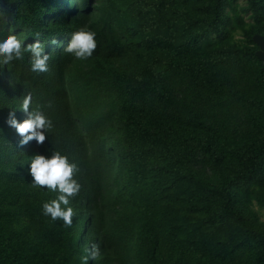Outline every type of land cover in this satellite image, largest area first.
Here are the masks:
<instances>
[{
    "label": "rangeland",
    "instance_id": "rangeland-1",
    "mask_svg": "<svg viewBox=\"0 0 264 264\" xmlns=\"http://www.w3.org/2000/svg\"><path fill=\"white\" fill-rule=\"evenodd\" d=\"M156 2L87 0L85 8L78 0L60 2L61 19L71 23L76 14L80 28L94 31L97 41L89 59L77 60L63 51L61 75L54 65L43 74L42 105L50 102L44 110L52 122L59 109L68 107L88 151L102 145L99 200L89 209L73 207L77 215L71 227L42 213V204L56 193L32 187L28 165L32 156L41 154L39 145L31 141L20 147V137L5 122L9 111L15 112L18 121L26 118L20 110L23 96L19 90L28 80L14 76L9 65H0V238L10 235L32 264L74 259L76 248L93 243L100 245L101 255L89 264H253L247 247H238L221 259V245L213 244L212 235L200 233L197 223L202 187L215 186L220 172L232 171L236 147L255 133L247 114V108L254 107L245 94L250 86L248 71L232 59V53L245 44L244 30L264 27V0H225L222 32H209L196 48L174 51L181 68L169 73L166 83L177 103H190L212 127L224 158L216 169L194 149L184 176H177L172 191L164 189L165 195L153 200L141 190L134 165L125 155L113 83L100 64L135 70L148 57L173 52L145 51L141 39L157 34L182 39V14H197L201 0H169L161 8ZM10 34L22 39L9 12L0 5V42ZM233 203L264 231V179L246 190H235ZM152 238L156 239L154 246Z\"/></svg>",
    "mask_w": 264,
    "mask_h": 264
},
{
    "label": "trees",
    "instance_id": "trees-1",
    "mask_svg": "<svg viewBox=\"0 0 264 264\" xmlns=\"http://www.w3.org/2000/svg\"><path fill=\"white\" fill-rule=\"evenodd\" d=\"M78 1L81 6L86 7L87 0ZM168 1L157 0L156 3L161 8ZM60 2L61 0H0V5L9 12L14 27L20 30L24 46L39 39L45 53L50 55L48 66H56L59 76L63 50L70 41L71 34L80 29L76 14L71 23L61 19ZM224 3L225 0H201L197 14H182V39H170L160 34L141 39L145 51H158V48L173 51L167 56L148 57L135 70H119L100 64L113 83L114 105L125 155L134 165V178L142 184L141 190L153 200L164 196V189L172 191L173 183L179 179L177 176H184L194 149H199L216 169L224 158L223 151L216 145L212 127L203 122L197 109L190 103H177L166 83L168 74L178 72L181 68L179 60L173 55L174 51L196 48L209 32H222L225 21L222 10ZM254 32L264 34V27L244 30L245 44L241 49L233 50L232 59L248 71L250 86L245 94L254 107H248L247 114L255 133L236 147L237 159L232 171L220 172L215 186L202 187L203 206L197 226L200 233L212 235L213 244L221 245V259L238 247H247L253 264H264V231L255 227L252 218L242 213L233 203L235 190H246L264 179V63L254 54L256 45L251 40ZM29 61L30 55L25 53L24 59L13 61L9 64V69L18 79L27 78V85L19 93L23 98L25 94L31 93V106L35 108L37 104L43 103L44 72L31 71ZM189 72H192L191 68ZM39 149L45 156L59 150L70 162L78 165L80 171L76 179L81 189L70 206L82 210L94 207L102 191L98 166L102 157V145L88 151L82 131L75 125L68 107L59 109L53 121V130L48 134L46 142L39 145ZM170 233L173 235L172 230ZM155 242L156 239L152 238L151 246ZM86 247L87 244L76 248L74 259L65 257L59 264H81V256L85 254ZM0 264L32 263L23 257L21 247L7 234L0 238Z\"/></svg>",
    "mask_w": 264,
    "mask_h": 264
},
{
    "label": "clouds",
    "instance_id": "clouds-1",
    "mask_svg": "<svg viewBox=\"0 0 264 264\" xmlns=\"http://www.w3.org/2000/svg\"><path fill=\"white\" fill-rule=\"evenodd\" d=\"M37 37L39 33L36 34ZM96 33L87 27H81L71 34V39L64 52L72 55L77 60L89 59L97 48ZM25 53L30 55V68L33 72H47L50 55L44 51V46L39 39L37 42L24 46V40L18 35L10 34L0 42V65H9L15 60H23ZM32 95H24L20 110L26 118L18 121L15 112L9 111L6 124L15 129L20 137L19 146L23 147L31 141L43 145L48 139V134L53 130V122L45 112L47 105L37 104L32 108ZM31 108V111L29 110ZM28 171L32 178V187L47 188L50 192L57 193L54 199L42 204V213L52 221L62 220L65 227H71L77 212L70 206L80 192L81 185L76 179L80 169L74 162H70L66 155L55 150L50 156L36 154L30 158ZM81 256V264H89V260L100 257V245L91 244L85 248Z\"/></svg>",
    "mask_w": 264,
    "mask_h": 264
},
{
    "label": "water",
    "instance_id": "water-1",
    "mask_svg": "<svg viewBox=\"0 0 264 264\" xmlns=\"http://www.w3.org/2000/svg\"><path fill=\"white\" fill-rule=\"evenodd\" d=\"M251 40L256 45L254 54L264 63V34L254 32L251 34Z\"/></svg>",
    "mask_w": 264,
    "mask_h": 264
}]
</instances>
